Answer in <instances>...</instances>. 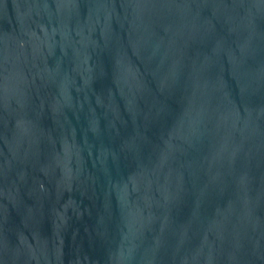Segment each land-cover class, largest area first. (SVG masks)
I'll use <instances>...</instances> for the list:
<instances>
[{
  "label": "water",
  "instance_id": "1",
  "mask_svg": "<svg viewBox=\"0 0 264 264\" xmlns=\"http://www.w3.org/2000/svg\"><path fill=\"white\" fill-rule=\"evenodd\" d=\"M0 264H264V0H0Z\"/></svg>",
  "mask_w": 264,
  "mask_h": 264
}]
</instances>
